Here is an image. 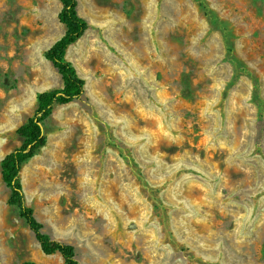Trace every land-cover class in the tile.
I'll use <instances>...</instances> for the list:
<instances>
[{
	"label": "rangeland",
	"instance_id": "374dc122",
	"mask_svg": "<svg viewBox=\"0 0 264 264\" xmlns=\"http://www.w3.org/2000/svg\"><path fill=\"white\" fill-rule=\"evenodd\" d=\"M203 1L245 73L193 0H76L87 29L64 58L83 93L52 107L19 180L78 264H264V0ZM59 9L0 0V161L37 95L61 87L44 58ZM8 195L0 178V264H64Z\"/></svg>",
	"mask_w": 264,
	"mask_h": 264
},
{
	"label": "trees",
	"instance_id": "16d2710c",
	"mask_svg": "<svg viewBox=\"0 0 264 264\" xmlns=\"http://www.w3.org/2000/svg\"><path fill=\"white\" fill-rule=\"evenodd\" d=\"M60 9L57 20L64 32L45 52L44 58L51 64L60 77L61 87L41 92L36 97V107L31 117L15 131L21 142L18 147L7 153L0 161V178L9 195L6 204L16 207L18 216L35 238L40 251L45 254L57 253L64 264H78L74 248L65 243L50 239L42 231V225L35 219L32 210L23 205L19 171L21 166L31 159L45 145L40 124L50 115L54 105H65L78 99L83 93L84 82L77 76L73 67L64 58L66 49L76 42L87 29V23L76 13V0H57ZM209 26L218 30L226 45V52L235 72L245 73L243 67L232 55L227 28L221 20L206 6L203 0H193ZM237 66V67H236ZM253 101L261 111V102L253 93Z\"/></svg>",
	"mask_w": 264,
	"mask_h": 264
}]
</instances>
